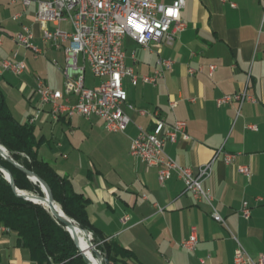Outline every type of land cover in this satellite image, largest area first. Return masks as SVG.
<instances>
[{
  "label": "crops",
  "instance_id": "0c3cea01",
  "mask_svg": "<svg viewBox=\"0 0 264 264\" xmlns=\"http://www.w3.org/2000/svg\"><path fill=\"white\" fill-rule=\"evenodd\" d=\"M0 6V66L18 52L17 60L27 67L22 75L0 74L13 115L34 124L42 139L40 158L71 179L89 200L91 223L130 250L132 264H234V236L252 258L264 257V0H186L181 20L187 28L172 46L163 43L158 51L127 37L126 65L137 75H153L159 58L174 64L156 85L124 80L128 100L123 108L131 122L123 133L108 132L98 117L53 119L49 106L39 107V79L54 90L65 88V47L44 41L36 3L27 10L8 0H0ZM19 13L22 17L14 20ZM24 27L31 28L33 43L43 52L39 58L12 40ZM211 65L216 66L212 76ZM87 69L85 85L93 88L98 80ZM244 91L256 102L217 103ZM170 102L177 106L172 109ZM156 116L168 124L187 123L186 133L165 147L175 163L197 173L214 160L205 182L213 207L186 191L177 172L161 183L159 168L130 154L133 140L153 130ZM243 165L250 167L251 178L238 171ZM245 201L251 206L249 219L240 213ZM213 208L226 225L213 219ZM193 228L197 250L188 252L181 243ZM0 264H38L19 236L2 224Z\"/></svg>",
  "mask_w": 264,
  "mask_h": 264
},
{
  "label": "built area",
  "instance_id": "2783aa9c",
  "mask_svg": "<svg viewBox=\"0 0 264 264\" xmlns=\"http://www.w3.org/2000/svg\"><path fill=\"white\" fill-rule=\"evenodd\" d=\"M8 1L11 4H21L25 10L36 3V21L43 28L44 41L59 48L65 47V88L54 90L39 79L35 90L39 107L49 106L53 119L61 116L101 118L110 133L125 132L131 122L123 108L128 100L124 80L129 78L134 86L139 83L156 85L158 79L174 64L170 59L159 58L153 75H137L133 68L126 65V38L130 37L146 49L158 51L163 43L172 46L177 35L187 28L181 20V11L186 0H174L170 5L162 4L159 0ZM232 6L235 7V4ZM22 15L23 13L17 14L14 20H18ZM62 24H66L68 28L63 29ZM33 38L29 27H24L22 32L12 36L15 43L29 49L35 58H39L43 52L33 43ZM17 56L18 52H15L12 59L2 62L0 74L12 72L22 75L26 72V64L17 60ZM87 67L98 80V84L93 88L85 85ZM215 69V65L210 66L211 76ZM195 72L196 70H191V74ZM233 101L242 105L245 102H256V99L244 91L220 98L217 103L221 106ZM176 106V102H170L172 109ZM251 128L257 130L256 126ZM186 130L185 121L176 120L174 124H168L156 116L153 130L140 132L132 142L130 154L148 166L159 168L161 183L170 179L173 172H177L185 184L186 191L197 201H205L213 207V197L206 189L205 182L212 176L214 160L201 166L195 173L192 168L175 163L166 153L167 142H175ZM231 158L230 155L226 156L227 161ZM238 171L248 178L252 176L247 165L239 166ZM240 213L244 219L251 217L249 202H243ZM212 217L216 222L226 225L225 219L215 208ZM234 239L237 243L234 264H264V257L255 260L236 236ZM197 244L198 234L196 228H193L189 238L181 243V247L188 252H195Z\"/></svg>",
  "mask_w": 264,
  "mask_h": 264
},
{
  "label": "trees",
  "instance_id": "16d2710c",
  "mask_svg": "<svg viewBox=\"0 0 264 264\" xmlns=\"http://www.w3.org/2000/svg\"><path fill=\"white\" fill-rule=\"evenodd\" d=\"M41 143L42 139L37 137L34 124L20 122L13 115L0 87V146L7 150L14 162L35 173L49 186L61 210L92 234L93 244L103 258H108V264H132L133 253L117 242L108 240L91 223L89 200L74 188L71 179L60 175L50 163L40 158ZM0 167L11 174L17 189L27 195L45 196L39 183L31 181L23 170L1 155ZM43 205L17 196L0 171V224L19 236L32 259L38 264H88L65 225L50 213L47 205ZM75 230L85 241L79 229ZM103 263L107 264L104 259Z\"/></svg>",
  "mask_w": 264,
  "mask_h": 264
},
{
  "label": "water",
  "instance_id": "95a60500",
  "mask_svg": "<svg viewBox=\"0 0 264 264\" xmlns=\"http://www.w3.org/2000/svg\"><path fill=\"white\" fill-rule=\"evenodd\" d=\"M0 154L2 157H4L5 159L9 160L10 162H12L15 166H17L18 168H20L21 170H23L28 178L35 182V183H39L42 190H43V193L45 194L46 197H40V196H36V195H33V194H28L29 196H26L24 194H21V190L17 189L15 186H14V180L11 176V174L3 169L2 167H0V171L4 173L6 179L8 180V182L11 184V186L13 187V190L15 191L16 195L21 197V198H24L25 200H28L30 202H33L35 204H40V205H43L42 204V201H48V204H49V207H50V213L57 219L59 220L60 222H62L65 227H66V230L70 233L71 237L73 238L74 242L76 243L77 247L79 248L81 254L83 255V257L85 258V260L88 262V264H92L89 260V258L85 255V253L83 252L82 248L80 247L79 243L77 242L76 238L74 237V235L72 234L69 226L71 225V222L73 221L71 218H69L63 211H62V214L64 215V217L67 219H63L61 218L57 212H56V209H55V205H56V202L53 198V195H52V192H51V189L49 188V186L43 181L41 180L35 173L29 171V170H26L25 168H23L21 165H19L18 163L14 162L12 158H10V156L8 155L7 151L5 148H3L2 146H0ZM44 206V205H43ZM53 208V209H52ZM48 209V208H47ZM82 231L84 233H86L88 236L90 235V232L87 231L86 229H82ZM90 237V236H89ZM90 239V238H89ZM90 247L91 249L96 253V255L101 259L103 258L102 254L96 249V247L90 243ZM104 261L108 264V258L107 257H104L103 258Z\"/></svg>",
  "mask_w": 264,
  "mask_h": 264
},
{
  "label": "bare ground",
  "instance_id": "6f19581e",
  "mask_svg": "<svg viewBox=\"0 0 264 264\" xmlns=\"http://www.w3.org/2000/svg\"><path fill=\"white\" fill-rule=\"evenodd\" d=\"M21 194H24V195L28 196V195H27L25 192H23V191L21 192ZM45 197H46V196H45ZM42 204L47 205L48 208H50V207H49V204H48V201H45V200H44V201H42ZM52 209H53V208H52ZM55 209H56L57 214H58L61 218L67 220V219L64 217V215L62 214V210H61V208L59 207L58 204L55 205ZM69 228H70L72 234L74 235V237L76 238L77 242L79 243L80 247L82 248L83 252H84L85 255L89 258L90 262H91L92 264H101V261H100L99 259H97L96 257H94L93 254H92V252H91L90 241H89V239H88V237H89L90 235L88 236L86 233H84L80 227L76 226V224L74 223V221L71 222V225L69 226ZM76 228H78L79 231L81 232V234H83V236H84V238H85V241L81 240V238L78 236V234H77V232H76V230H75Z\"/></svg>",
  "mask_w": 264,
  "mask_h": 264
},
{
  "label": "rangeland",
  "instance_id": "374dc122",
  "mask_svg": "<svg viewBox=\"0 0 264 264\" xmlns=\"http://www.w3.org/2000/svg\"><path fill=\"white\" fill-rule=\"evenodd\" d=\"M2 8V6H0V10H1V12L3 11V9H1ZM1 12H0V15H1ZM3 14V13H2ZM53 29V28H52ZM126 41H125V48H126ZM33 53V52H32ZM33 55H34V53H33ZM87 72H88V75L90 74V69L88 68L87 69ZM7 151V150H6ZM8 153V152H7ZM1 155V154H0ZM9 155V154H8ZM4 158V157H3ZM40 185V184H39ZM40 188H41V186H40ZM41 190H42V188H41ZM42 192H43V190H42ZM28 193V192H27ZM28 194H30V193H28ZM34 195V194H33ZM45 195V194H44ZM37 196V195H36ZM45 197V196H44ZM57 204V203H56ZM74 221V220H73ZM75 222V221H74ZM76 223V222H75ZM77 224V223H76ZM78 225V224H77ZM79 226V225H78ZM80 227V226H79ZM81 228V227H80ZM82 229V228H81ZM90 238V239H89ZM93 237H92V234L90 233V237H88V239H89V241H90V243H92L93 244V239H92ZM94 245V244H93ZM95 246V245H94ZM96 247V246H95ZM96 249H97V247H96ZM98 250V249H97ZM91 252H92V254H93V256L94 257H96L97 259H99L100 261H101V264H104L103 263V258H99L97 255H96V253L91 249Z\"/></svg>",
  "mask_w": 264,
  "mask_h": 264
}]
</instances>
